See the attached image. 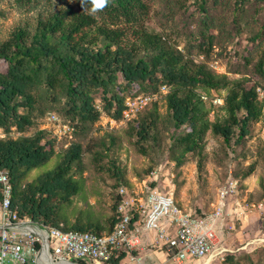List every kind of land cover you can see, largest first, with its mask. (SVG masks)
<instances>
[{"label": "trees", "instance_id": "1", "mask_svg": "<svg viewBox=\"0 0 264 264\" xmlns=\"http://www.w3.org/2000/svg\"><path fill=\"white\" fill-rule=\"evenodd\" d=\"M14 2L28 7L34 0ZM197 2L210 15L207 0ZM152 15V0H84L80 8L66 5L53 9L46 18H39L34 28H14L0 44V59L8 63L6 73H0V128L6 134L0 138V171L10 173L13 209L21 218L49 227L63 225L66 230L103 234L101 227L92 223L65 225L60 215L61 205L70 203L80 190L71 172L82 159L81 145L73 143L60 164L40 176L36 183L22 185L28 173L47 165L56 154L57 138L51 131L38 130L31 137L13 135L25 133L36 124L32 113L37 100L32 91L37 86L45 85L48 93L57 95L60 91L67 97L68 123L75 127V134L80 122L96 123L104 113L123 121L127 99L158 94L161 88L171 87L168 112L175 130L182 131L177 137L183 146L178 164L185 155L202 151L210 129L227 144L234 141L237 145L250 134L254 123L264 120L259 84L246 79L230 81L205 64L187 60L163 34L148 27ZM212 47V38L201 45L207 54ZM263 64L258 69L262 74ZM200 89H227L226 97H216L223 98L228 112L223 124L210 122L205 105L208 97L201 95ZM157 103H153L155 109ZM155 112L140 120L139 113L130 121L141 151H147L144 144L153 138L159 118ZM116 176L114 214L106 233H111L122 217L123 198L119 189L128 186L120 172ZM153 186L158 184L153 181ZM2 198L0 185V203ZM127 258V252L122 250L105 264H122ZM78 263L88 264L81 260Z\"/></svg>", "mask_w": 264, "mask_h": 264}, {"label": "rangeland", "instance_id": "2", "mask_svg": "<svg viewBox=\"0 0 264 264\" xmlns=\"http://www.w3.org/2000/svg\"><path fill=\"white\" fill-rule=\"evenodd\" d=\"M83 1L34 0L30 6L22 7L14 0H0L3 13L0 44L14 28H34L38 19L46 18L53 9L66 5L80 8ZM152 5L148 27L163 34L187 60L205 64L216 75H226L230 81L246 79L264 88V74L258 71L260 63H264V0H207L210 15L200 9L197 0H152ZM211 38L213 47L207 54L201 45ZM7 68L8 63L0 59V73H6ZM171 92V87L166 92L161 88L156 109L150 104L140 112L139 120L156 110L159 115L153 138L144 144L147 151L137 147L131 120L116 121L104 113L96 123L80 122L72 138L57 139L52 160L28 173L22 185L36 183L40 176L60 164L73 143L81 145L82 159L71 172L80 190L70 203L61 205L60 215L65 225L92 223L106 233L114 214L116 172L133 188L154 181L179 206L198 215L213 211L218 190L229 179H237L238 190L229 200L231 214L219 235L220 246L227 252L211 262L184 264H264V120L254 123L250 134L237 145L234 141L227 144L210 129L202 151L185 155L178 164L183 146L177 137L182 131L175 130L168 112ZM227 92V89L199 90L208 97L205 105L211 123L223 124L228 118L224 101L215 103L217 96L224 98ZM32 93L37 100L32 113L36 124L25 133H14L15 137H31L38 130L52 129L48 123L52 114L65 123L70 121L66 112L70 104L60 91L53 95L41 85ZM100 96V93L96 95L98 101ZM251 168L253 172L244 176ZM155 171L157 174L153 176ZM157 247L151 246L155 252L152 264H179L167 251Z\"/></svg>", "mask_w": 264, "mask_h": 264}, {"label": "built area", "instance_id": "3", "mask_svg": "<svg viewBox=\"0 0 264 264\" xmlns=\"http://www.w3.org/2000/svg\"><path fill=\"white\" fill-rule=\"evenodd\" d=\"M167 91L166 87L162 88ZM264 100V88L257 89ZM158 100V94L129 98L124 120L134 119L141 111ZM223 98L215 103L222 104ZM49 126L58 140L72 138L75 127L55 114L48 118ZM47 130V128H46ZM6 136L0 128V138ZM157 172H153L156 176ZM3 198L0 203V264H73L79 260L90 264H105L115 253L126 251L135 264L142 259L137 251L144 233L154 234V243L163 245L172 259L179 264L190 261L211 262L227 252L220 245V228L231 214L230 197L239 186L237 179H229L218 190L214 210L196 214L183 209L172 195L162 192L153 181L138 187L123 186L122 217L111 233L97 234L87 231L66 230L64 226L49 227L21 218L13 209V184L8 171H0ZM80 264V263H78Z\"/></svg>", "mask_w": 264, "mask_h": 264}, {"label": "crops", "instance_id": "4", "mask_svg": "<svg viewBox=\"0 0 264 264\" xmlns=\"http://www.w3.org/2000/svg\"><path fill=\"white\" fill-rule=\"evenodd\" d=\"M221 229H223V228H220V230ZM153 239H154L153 233H144L142 236V244L140 245L138 251L136 252L137 255H139L140 257L142 256L141 257V259H142L141 264H152V262H150V261L153 260L155 252L153 250H151V246H154V247L158 246L157 248L165 250V246L158 245V244L154 243ZM156 254H159V252H156ZM125 261L127 262V264H135V263L131 262L129 260V258H127Z\"/></svg>", "mask_w": 264, "mask_h": 264}, {"label": "water", "instance_id": "5", "mask_svg": "<svg viewBox=\"0 0 264 264\" xmlns=\"http://www.w3.org/2000/svg\"><path fill=\"white\" fill-rule=\"evenodd\" d=\"M73 264H78V263H73Z\"/></svg>", "mask_w": 264, "mask_h": 264}]
</instances>
